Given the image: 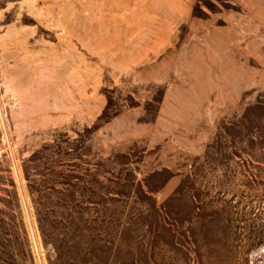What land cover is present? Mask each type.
Returning a JSON list of instances; mask_svg holds the SVG:
<instances>
[{
    "label": "rangeland",
    "instance_id": "obj_1",
    "mask_svg": "<svg viewBox=\"0 0 264 264\" xmlns=\"http://www.w3.org/2000/svg\"><path fill=\"white\" fill-rule=\"evenodd\" d=\"M0 264H264V0H0Z\"/></svg>",
    "mask_w": 264,
    "mask_h": 264
}]
</instances>
